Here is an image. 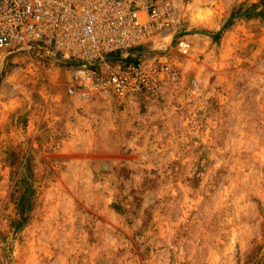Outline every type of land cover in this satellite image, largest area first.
Instances as JSON below:
<instances>
[{"label":"rangeland","instance_id":"rangeland-1","mask_svg":"<svg viewBox=\"0 0 264 264\" xmlns=\"http://www.w3.org/2000/svg\"><path fill=\"white\" fill-rule=\"evenodd\" d=\"M164 1L178 75L132 98L0 49V264H264V0Z\"/></svg>","mask_w":264,"mask_h":264},{"label":"built area","instance_id":"built-area-1","mask_svg":"<svg viewBox=\"0 0 264 264\" xmlns=\"http://www.w3.org/2000/svg\"><path fill=\"white\" fill-rule=\"evenodd\" d=\"M175 22L164 0H0V49L39 47L68 57L77 61L70 91L127 99L178 75L173 64L141 59L138 50ZM177 43L188 50L181 37Z\"/></svg>","mask_w":264,"mask_h":264},{"label":"water","instance_id":"water-1","mask_svg":"<svg viewBox=\"0 0 264 264\" xmlns=\"http://www.w3.org/2000/svg\"><path fill=\"white\" fill-rule=\"evenodd\" d=\"M133 52H136V51H132L131 53H133ZM110 58H123V57H116V56H108V57H106V59H110ZM61 60L63 62H65V63H68V64H76L77 63V61L72 60V59L67 58V57H61ZM98 63H99V61L97 63H95V65H97Z\"/></svg>","mask_w":264,"mask_h":264}]
</instances>
